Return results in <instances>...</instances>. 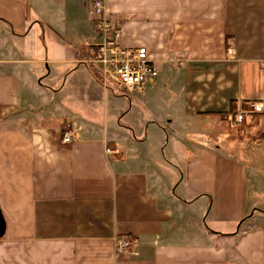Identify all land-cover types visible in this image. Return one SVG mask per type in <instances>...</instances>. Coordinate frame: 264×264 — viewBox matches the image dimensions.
Here are the masks:
<instances>
[{
  "label": "crops",
  "instance_id": "1",
  "mask_svg": "<svg viewBox=\"0 0 264 264\" xmlns=\"http://www.w3.org/2000/svg\"><path fill=\"white\" fill-rule=\"evenodd\" d=\"M103 4L156 67L137 92L163 118L136 129L86 62L91 0H0V264H264L229 116L259 102L243 126L264 133V0ZM150 130L171 132L167 166L140 150Z\"/></svg>",
  "mask_w": 264,
  "mask_h": 264
},
{
  "label": "built area",
  "instance_id": "2",
  "mask_svg": "<svg viewBox=\"0 0 264 264\" xmlns=\"http://www.w3.org/2000/svg\"><path fill=\"white\" fill-rule=\"evenodd\" d=\"M90 15L95 36L83 41L90 56L86 59L99 70L104 81L112 82L123 91H141L144 85L153 82L156 76V67L146 55L144 47H127L119 43V27L112 25L103 0H91ZM230 53V49L227 50ZM262 104L245 101L230 114L234 125L248 123L251 115L261 113ZM76 136L68 125L62 133V142L69 143ZM108 153L109 149H105ZM131 241L127 237L114 238L116 253L130 249Z\"/></svg>",
  "mask_w": 264,
  "mask_h": 264
},
{
  "label": "rangeland",
  "instance_id": "3",
  "mask_svg": "<svg viewBox=\"0 0 264 264\" xmlns=\"http://www.w3.org/2000/svg\"><path fill=\"white\" fill-rule=\"evenodd\" d=\"M86 9H84L85 11ZM113 90H115L119 95H122L121 102L127 105V98L134 99V104L131 106L134 118V126L136 129H139L140 125H144L148 120L160 119L163 118L162 114H149L151 111L148 105L142 102V95H140L136 90L131 92L123 91L121 88L117 87L112 82H109ZM150 105V104H149ZM151 106V105H150ZM252 120L250 119L249 122ZM151 129V126H150ZM237 133L242 136V142L239 145V158L244 161L245 165H247L248 175L253 171L254 178L250 176L252 179V183L254 189H248L247 198L250 203V209L246 213V217L251 218L250 224L251 226H260L264 225V133L255 134L256 137L253 138V133L251 130L243 124L238 125L236 128ZM139 131H135V135L138 134ZM150 134L148 140L145 142L143 147H140V150L146 152L153 160L159 161L166 165L165 161H163V156L168 159L169 155L172 154L170 152L171 149V132L163 133L161 137H155L154 134L151 135V130L148 133ZM256 141V142H255ZM166 144V145H165ZM176 164H179L178 162ZM167 166V165H166ZM180 169V167H179ZM184 169L183 164L181 163V169ZM156 170L159 172L161 169L156 167ZM160 173H163L160 171ZM165 173V172H164ZM166 179H168L166 175ZM255 202V205L253 204ZM202 223V219H199ZM238 224L235 223V227Z\"/></svg>",
  "mask_w": 264,
  "mask_h": 264
},
{
  "label": "water",
  "instance_id": "4",
  "mask_svg": "<svg viewBox=\"0 0 264 264\" xmlns=\"http://www.w3.org/2000/svg\"><path fill=\"white\" fill-rule=\"evenodd\" d=\"M251 215V213L249 214V216ZM2 229H3V223H2V220H1V217H0V234L2 232Z\"/></svg>",
  "mask_w": 264,
  "mask_h": 264
}]
</instances>
